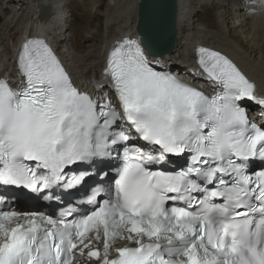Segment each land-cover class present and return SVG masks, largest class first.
Listing matches in <instances>:
<instances>
[{
  "label": "snow or ice",
  "instance_id": "6c2138e0",
  "mask_svg": "<svg viewBox=\"0 0 264 264\" xmlns=\"http://www.w3.org/2000/svg\"><path fill=\"white\" fill-rule=\"evenodd\" d=\"M163 31L145 13L89 87L47 36L23 39L0 73V264H264V93L207 46L193 76L210 90L161 69ZM21 189L52 211L20 210Z\"/></svg>",
  "mask_w": 264,
  "mask_h": 264
},
{
  "label": "bare ground",
  "instance_id": "6f19581e",
  "mask_svg": "<svg viewBox=\"0 0 264 264\" xmlns=\"http://www.w3.org/2000/svg\"><path fill=\"white\" fill-rule=\"evenodd\" d=\"M139 1L0 0V73L7 70L13 76L16 52L31 32L47 36L77 83L89 87L100 77L113 43L136 35ZM44 4L51 10L41 20ZM245 7V0H178L175 44L169 53L151 58L159 64H181L182 73L189 67L191 43L217 47L237 58L258 92L264 93V12L249 17ZM219 17L226 23L218 22ZM249 107L260 118V106L249 102Z\"/></svg>",
  "mask_w": 264,
  "mask_h": 264
},
{
  "label": "water",
  "instance_id": "95a60500",
  "mask_svg": "<svg viewBox=\"0 0 264 264\" xmlns=\"http://www.w3.org/2000/svg\"><path fill=\"white\" fill-rule=\"evenodd\" d=\"M157 5L159 9L155 7ZM47 8L49 10L50 6ZM155 11H162L163 13L164 31L161 41L153 47L152 51L156 55H164L172 50L176 41L178 0H140L137 10V30L139 33L142 29L143 15Z\"/></svg>",
  "mask_w": 264,
  "mask_h": 264
},
{
  "label": "rangeland",
  "instance_id": "374dc122",
  "mask_svg": "<svg viewBox=\"0 0 264 264\" xmlns=\"http://www.w3.org/2000/svg\"><path fill=\"white\" fill-rule=\"evenodd\" d=\"M257 91H258V86H257Z\"/></svg>",
  "mask_w": 264,
  "mask_h": 264
}]
</instances>
